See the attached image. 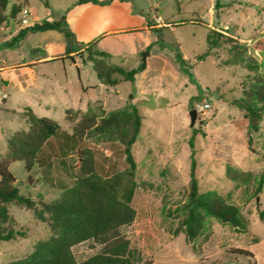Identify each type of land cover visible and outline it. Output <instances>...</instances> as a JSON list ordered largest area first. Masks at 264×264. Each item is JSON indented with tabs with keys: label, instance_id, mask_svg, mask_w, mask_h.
Wrapping results in <instances>:
<instances>
[{
	"label": "rangeland",
	"instance_id": "obj_1",
	"mask_svg": "<svg viewBox=\"0 0 264 264\" xmlns=\"http://www.w3.org/2000/svg\"><path fill=\"white\" fill-rule=\"evenodd\" d=\"M103 1L109 5L114 0ZM122 1L124 5H120ZM77 2L10 0L7 13L17 4L29 10L33 21L48 20V12L54 19H60ZM115 3L118 5L101 9L90 18L98 30L106 29L110 22L133 29L142 19L149 21L155 41L145 70L136 76L134 83L114 86L103 84L97 77L96 71L103 66L134 69L143 64L141 54L133 56L140 43L134 32L121 38L110 37L124 48L125 58L115 53L109 58L93 59L92 54L81 50L70 55L73 60L37 65L45 91L29 87L22 92L9 87L5 94L7 102H0L1 108L17 111L8 112L0 120L3 126L0 160L7 154L8 139L29 129L26 118L18 113L21 104L31 107L40 117L55 120L61 133L69 134H73L87 112L96 115L100 123L101 117L135 105L142 116L140 133L131 147L137 165V186L130 203L135 219L118 228L113 243L87 240L75 245L72 252L76 261L99 254L110 244L127 243L135 264H264V184L262 191H257L264 171V116L259 131L250 132L244 112L234 101L242 97L251 73L241 65L229 64L233 55L231 43L225 38L221 37L216 47H211L207 40L214 28L246 45L248 53L260 60L264 52V0H115ZM9 20L19 26L20 13ZM183 20L188 22L180 24ZM21 46L20 53L27 61L54 59L64 55L67 40L57 31L36 32L26 37ZM3 49L0 47V67L9 69L20 53ZM40 100L50 106H39ZM201 103L210 107L197 111L195 124L191 126L190 111ZM54 143L63 148L65 140L61 136ZM81 146L90 150L96 172L101 176H113L128 168L119 144L84 134ZM192 152L199 192L216 191L236 205L246 219L245 232L211 219L194 241H188L183 233L176 234L181 215L175 209L186 201L189 193ZM61 160L67 169H63ZM76 162L75 153L68 152L62 159L54 160L49 169L35 164L28 172L24 162L17 161L11 165V172L20 193L30 196L40 210L42 204L60 197L51 180L55 186L60 182L74 184L70 174ZM8 209L15 228L25 231L26 236L0 241V264L28 256L39 241L52 235L49 223L36 218L34 210L14 203Z\"/></svg>",
	"mask_w": 264,
	"mask_h": 264
},
{
	"label": "trees",
	"instance_id": "obj_2",
	"mask_svg": "<svg viewBox=\"0 0 264 264\" xmlns=\"http://www.w3.org/2000/svg\"><path fill=\"white\" fill-rule=\"evenodd\" d=\"M9 2L10 0H0V27L7 18H16L22 10L20 6L13 4L10 13L7 14ZM88 2L101 5L107 3L103 0H78L79 4ZM215 9H218V2ZM187 22L183 20L180 24ZM45 31L60 32L67 40L64 55L56 60H73L70 55L81 50L92 54L93 59L111 57L109 53L98 48V40L88 43L77 41L65 16L54 21L36 22L33 26L22 29L4 45L18 47L28 33ZM221 37L231 43L233 56L229 64L241 65L251 73L247 77L242 97L235 100L234 105L244 112L249 131L258 132L264 116V52L259 60L248 53L246 45L230 36H224L214 28L210 29L208 34V44L216 47ZM152 45L146 48L147 52ZM145 68L143 64L134 69H126L122 65L110 68L103 66L96 73L103 84L114 86L121 82L134 83L136 76ZM115 74L117 77H114ZM23 114L29 129L18 131L8 139L7 154L0 160V241L7 242L26 236L25 231L15 228L9 214L8 205L13 203L34 210L36 218L49 223L52 235L45 241H39L28 256L8 264H135L127 243L110 244L105 251L82 262L76 261L72 248L87 240L112 242L118 228L131 224L135 219V211L130 203L137 186L135 182L137 165L131 147L136 142L142 125V116L138 108L130 105L129 109L111 112L108 116L101 117L100 123L96 115L87 112L81 122L74 127L73 134L61 133L60 126L55 120L38 116L30 107H26ZM67 114L70 115L71 110H68ZM84 134L99 136L106 142L119 144L128 164L127 170L109 177L99 175L90 150L81 146ZM61 136L65 140L63 148L54 143V140ZM68 152L75 153L77 158L70 174L74 184L68 186L60 182L55 186V182L51 180L50 183L59 190L60 197L42 204V209L37 210L35 201L30 196L20 193L11 172V165L23 161L28 172L35 164L43 169H49L54 160L62 159ZM60 164L63 165V169H67L64 160H61ZM195 165L192 152L189 193L186 201L175 209L181 215L176 234L183 233L188 241H194L206 229L211 219L245 232L247 222L236 205L216 191L199 192ZM263 184L264 171L259 177L258 192L262 191Z\"/></svg>",
	"mask_w": 264,
	"mask_h": 264
},
{
	"label": "crops",
	"instance_id": "obj_3",
	"mask_svg": "<svg viewBox=\"0 0 264 264\" xmlns=\"http://www.w3.org/2000/svg\"><path fill=\"white\" fill-rule=\"evenodd\" d=\"M124 4L125 3L123 1L120 3V5H124ZM113 5H118L117 3H115V0L109 5H100L93 2L79 4L77 2L75 5L70 7V9L66 12L64 16L66 17V21L70 29L74 32L77 41L88 43L94 40H98V48L109 53L111 56L114 55L115 53L121 57H124L125 55L123 53L124 48L119 47L120 43L110 37L115 36L117 38H121L124 37V35L132 34L133 32L138 34V36L140 37L139 47H135V49L133 50L134 53L133 56L138 57L139 54L146 51V48L155 41V39L153 38V31L148 26L149 21H147L146 19H142L141 23L133 27V29H127V27L125 26L117 27L112 22H110L107 25L106 29L98 30L96 29V24L90 18L93 14L96 15L97 13H99L101 9L109 10L111 7H113ZM50 15L51 13L48 12V16H49L48 20H44V21L58 20V19H54ZM36 22L40 23L42 21H33V24ZM24 28L26 27H22L20 25L14 26L13 24H11L10 20L8 21L7 18L4 24L0 27V47H4V49L11 48L13 51L15 50L14 53H20L21 51L20 49L22 47L21 46L22 41L32 33H28L25 36V38L20 42L18 47H6L4 44L5 42L10 41L13 37L18 35L19 32ZM116 47H119V49H116ZM38 50L39 47L36 48V51ZM55 60L56 58L52 59L47 57V58L27 61L24 59V55L20 53L18 54L11 68L6 69L1 66L0 67V102L2 104L7 102L8 99L5 96V94L7 93V89L9 87H11L12 89H19L22 92H25L29 87H35V88L38 87L41 89V91H45L46 87L39 80L38 69L36 66L39 64L49 63ZM19 106L21 107L20 110H18V113L24 116L23 111L26 107H28V105L21 104ZM39 106L49 107L50 104L40 100ZM8 112L16 113L17 111L0 107V120ZM2 128L3 126L0 121V132Z\"/></svg>",
	"mask_w": 264,
	"mask_h": 264
},
{
	"label": "built area",
	"instance_id": "obj_4",
	"mask_svg": "<svg viewBox=\"0 0 264 264\" xmlns=\"http://www.w3.org/2000/svg\"><path fill=\"white\" fill-rule=\"evenodd\" d=\"M33 21L30 17V12L27 8H23L20 12V26L22 27H30L33 26ZM208 103H201L196 106V110L198 112L206 111L209 108Z\"/></svg>",
	"mask_w": 264,
	"mask_h": 264
},
{
	"label": "water",
	"instance_id": "obj_5",
	"mask_svg": "<svg viewBox=\"0 0 264 264\" xmlns=\"http://www.w3.org/2000/svg\"><path fill=\"white\" fill-rule=\"evenodd\" d=\"M149 56V52L145 51L142 53V60H143V65L145 66L146 62H147V57ZM197 118V110L196 109H192L190 111V120H191V126H194L195 121Z\"/></svg>",
	"mask_w": 264,
	"mask_h": 264
}]
</instances>
